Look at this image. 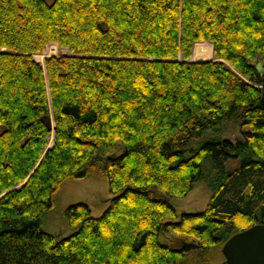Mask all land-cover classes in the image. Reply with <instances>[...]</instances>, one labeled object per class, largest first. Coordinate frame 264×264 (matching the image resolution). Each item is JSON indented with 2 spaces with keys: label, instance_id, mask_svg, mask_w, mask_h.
Here are the masks:
<instances>
[{
  "label": "trees",
  "instance_id": "trees-1",
  "mask_svg": "<svg viewBox=\"0 0 264 264\" xmlns=\"http://www.w3.org/2000/svg\"><path fill=\"white\" fill-rule=\"evenodd\" d=\"M201 41L213 58L190 60ZM49 42L67 53L43 68ZM94 172L103 212L71 203L73 231L44 230L61 182ZM197 181L205 208L178 213ZM262 222L264 0H0V264H208Z\"/></svg>",
  "mask_w": 264,
  "mask_h": 264
},
{
  "label": "rangeland",
  "instance_id": "rangeland-1",
  "mask_svg": "<svg viewBox=\"0 0 264 264\" xmlns=\"http://www.w3.org/2000/svg\"><path fill=\"white\" fill-rule=\"evenodd\" d=\"M46 1L50 2V0ZM196 44L204 45L208 48V51L204 56L193 55V49ZM193 49L190 60L197 61L200 59L208 60L213 58L212 45L208 41L196 42L193 45ZM61 53H67V49L58 46L56 42H49L41 53H36L33 57L44 68L46 57ZM48 121L52 128L53 121L51 114ZM249 129V125L238 126L235 124H228L221 126V130L217 135L222 138L234 140L240 135L241 131ZM50 136L51 134L49 135V138ZM210 194L211 189L207 184L204 181H197L186 194L179 197H172L171 202L178 213H193L205 208ZM110 197L111 194L108 191L106 178L100 172H94L82 178H66L61 182L60 186L53 194V204L43 215L42 228L55 234L57 237L67 236L73 231V229L68 226L63 215L64 208L67 205L75 202H84L90 207L92 215L98 216L108 206ZM160 240L167 242L171 247H179L181 243L183 244L185 242L194 241L193 237L190 235L176 233H167L160 237ZM222 245L217 246V248L211 252L212 258H210L208 264H223L225 259L221 252ZM202 262L205 261L201 260L199 263L193 264H204Z\"/></svg>",
  "mask_w": 264,
  "mask_h": 264
},
{
  "label": "water",
  "instance_id": "water-1",
  "mask_svg": "<svg viewBox=\"0 0 264 264\" xmlns=\"http://www.w3.org/2000/svg\"><path fill=\"white\" fill-rule=\"evenodd\" d=\"M195 246L192 242L182 244L185 249ZM221 252L227 264H264V222L231 235L223 243Z\"/></svg>",
  "mask_w": 264,
  "mask_h": 264
},
{
  "label": "crops",
  "instance_id": "crops-1",
  "mask_svg": "<svg viewBox=\"0 0 264 264\" xmlns=\"http://www.w3.org/2000/svg\"><path fill=\"white\" fill-rule=\"evenodd\" d=\"M195 44V43H194Z\"/></svg>",
  "mask_w": 264,
  "mask_h": 264
}]
</instances>
